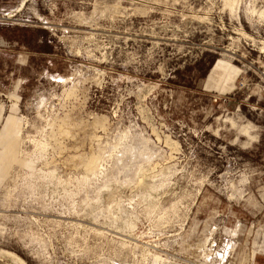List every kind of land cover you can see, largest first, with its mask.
<instances>
[{
  "label": "rangeland",
  "instance_id": "rangeland-1",
  "mask_svg": "<svg viewBox=\"0 0 264 264\" xmlns=\"http://www.w3.org/2000/svg\"><path fill=\"white\" fill-rule=\"evenodd\" d=\"M0 264H264V0H0Z\"/></svg>",
  "mask_w": 264,
  "mask_h": 264
},
{
  "label": "bare ground",
  "instance_id": "bare-ground-1",
  "mask_svg": "<svg viewBox=\"0 0 264 264\" xmlns=\"http://www.w3.org/2000/svg\"><path fill=\"white\" fill-rule=\"evenodd\" d=\"M23 3V2H22ZM24 5V4H23ZM244 134H246L247 136H248V132H247V130L246 129H242L241 130ZM248 137H250V136H248Z\"/></svg>",
  "mask_w": 264,
  "mask_h": 264
},
{
  "label": "crops",
  "instance_id": "crops-1",
  "mask_svg": "<svg viewBox=\"0 0 264 264\" xmlns=\"http://www.w3.org/2000/svg\"><path fill=\"white\" fill-rule=\"evenodd\" d=\"M5 1H8V0H5Z\"/></svg>",
  "mask_w": 264,
  "mask_h": 264
}]
</instances>
